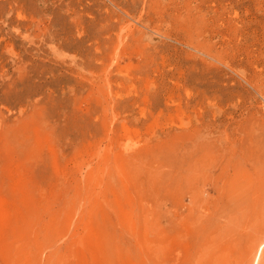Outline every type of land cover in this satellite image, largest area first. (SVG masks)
<instances>
[{"label":"rangeland","instance_id":"1","mask_svg":"<svg viewBox=\"0 0 264 264\" xmlns=\"http://www.w3.org/2000/svg\"><path fill=\"white\" fill-rule=\"evenodd\" d=\"M262 243L264 0H0V264Z\"/></svg>","mask_w":264,"mask_h":264},{"label":"bare ground","instance_id":"2","mask_svg":"<svg viewBox=\"0 0 264 264\" xmlns=\"http://www.w3.org/2000/svg\"><path fill=\"white\" fill-rule=\"evenodd\" d=\"M260 244V243H259ZM259 246V245H258ZM258 248V252H256L257 254H258V256L256 257V255H254L257 259H254V261H255V264H259V261H260V258H261V256H262V253H264V243H262L259 247H257ZM257 250V249H256ZM255 253V254H256Z\"/></svg>","mask_w":264,"mask_h":264}]
</instances>
